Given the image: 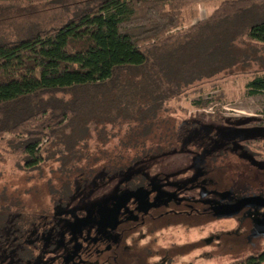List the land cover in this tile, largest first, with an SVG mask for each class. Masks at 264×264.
<instances>
[{
    "label": "trees",
    "instance_id": "16d2710c",
    "mask_svg": "<svg viewBox=\"0 0 264 264\" xmlns=\"http://www.w3.org/2000/svg\"><path fill=\"white\" fill-rule=\"evenodd\" d=\"M75 1L0 0V29L19 22L13 36L0 33V144L20 157L27 172L39 171L53 160L64 164L91 130L102 133L100 125L119 114L151 119L160 105L180 96L192 83L239 65L243 41L264 44V0H224L208 18L187 30H181L182 4L174 0H94L59 26L25 24L47 5ZM245 87L249 96L264 93V69L251 74ZM150 128L149 124L147 132ZM195 129L199 127L186 123V145L195 141L199 151H186L196 159L201 151L210 155L205 168L211 174L206 173L215 177V150L208 148L207 132L202 138ZM170 137L175 139L176 132ZM145 154L127 163L122 156H106L102 166L96 170L86 166L76 178L80 191L85 182L95 185L104 176L112 177L114 170L120 183H127L117 196L131 192L125 205L118 204L115 196L99 213L87 203L90 198L81 197L85 202L74 210L67 205L72 204L69 189L50 190L54 205L63 202L60 206L68 210L63 218L55 215L51 228L41 235L53 258L43 259L45 250L37 259L29 248L36 243L20 237L31 229L27 214L9 221L7 213H0V246L8 226L19 232L7 248L14 250L0 253V264L9 260L11 264H150L154 255L157 261L171 264L181 258L186 253L183 247H163L156 240L155 250L145 240L170 227L189 230L192 222H199L198 210L184 205L192 200L186 197V191L193 190L192 176L169 181L170 175L149 174L151 162ZM224 206L210 211L215 215ZM106 210L117 211L113 223L107 220L111 228H101L97 222L98 213ZM261 262L264 253L236 264Z\"/></svg>",
    "mask_w": 264,
    "mask_h": 264
},
{
    "label": "rangeland",
    "instance_id": "374dc122",
    "mask_svg": "<svg viewBox=\"0 0 264 264\" xmlns=\"http://www.w3.org/2000/svg\"><path fill=\"white\" fill-rule=\"evenodd\" d=\"M222 1L224 0H174L173 3L182 4L181 30H187L208 18ZM93 2L94 0H77L67 6L64 3L51 7L47 5L33 16L35 18L28 17L25 24L59 26L77 10ZM18 23L5 24L0 33L7 37L13 36ZM239 46V65L192 83L180 96L160 105L148 117L151 118L149 120L119 114L113 121H106L100 125L102 133L91 130L85 142L76 146L74 152L63 161L64 164L53 160L39 171L27 172L20 166V157L8 153L7 146L0 144V213H7L9 221L18 214H27L25 220L32 221L31 229H27L20 237L36 243L29 248L37 259L41 257L39 253L48 251L41 242L43 231L51 228L55 215L60 218L68 211L60 206L65 204L63 202L54 205L50 193L52 188L58 192L63 187L69 189L68 203L72 204L67 205L74 210H78L77 207L85 202L81 199L85 197L90 198L87 203L95 205L99 213L109 204L107 202L110 199L123 192L117 190L125 188L127 183H120V178L116 177V172L112 169V177L104 176L96 180L95 185L90 182L91 186L85 182L84 188L78 191V174L86 166L96 170L102 166L106 156H122L127 163L137 155L143 157L146 153L145 159L151 162L146 172L170 175L169 181L192 176L190 179L193 190L186 191V197L196 199L199 210H210L222 205L233 207L238 202L243 204L251 199L264 201V93L249 96L245 87L251 74L264 69V44L243 41ZM186 123L197 125L199 129H195V132H199L198 136L202 132V138L207 132L204 139L207 140L208 148L215 150L213 160L218 166L217 176L210 177L206 173L205 163L210 155L206 156L201 151L196 159L186 151H199L195 141L191 142V147L186 145ZM149 124L151 130L147 132ZM174 131L176 138L172 140L170 135ZM7 137L9 136L5 138ZM135 170L138 173L144 171ZM207 172L211 174V170ZM198 176L200 178L196 182ZM94 194L95 197L91 198ZM122 197L117 196V202L125 205L129 202L131 192L127 191L125 197ZM239 209L236 215L199 216V222H192L193 227L189 230L173 226L153 234L145 242H150L152 246L158 240V244L163 247H183L186 253L171 264H234L237 260L264 251V228L260 227L264 221V206L242 205ZM106 211L101 215L98 213L97 222L101 228H111L116 219V210L111 213L110 210ZM40 215L44 217L41 218L42 221L39 220ZM260 229L263 234L258 235L257 231ZM5 231L3 246H0L1 254H9L14 250L7 248L12 246L11 239L19 235L10 226ZM154 248L158 249L156 244ZM52 252L48 251L43 259L53 258ZM154 256L150 264H163ZM11 263L9 260L4 264Z\"/></svg>",
    "mask_w": 264,
    "mask_h": 264
},
{
    "label": "water",
    "instance_id": "95a60500",
    "mask_svg": "<svg viewBox=\"0 0 264 264\" xmlns=\"http://www.w3.org/2000/svg\"><path fill=\"white\" fill-rule=\"evenodd\" d=\"M253 204H256V205H260V206H264V201H260V200H256V199H251L249 200L248 202H245V203H236L234 204V206H224L222 208H219L217 209V214H229V215H236L237 214V211H239V207L240 206H248V205H253Z\"/></svg>",
    "mask_w": 264,
    "mask_h": 264
},
{
    "label": "flooded vegetation",
    "instance_id": "af4514ba",
    "mask_svg": "<svg viewBox=\"0 0 264 264\" xmlns=\"http://www.w3.org/2000/svg\"><path fill=\"white\" fill-rule=\"evenodd\" d=\"M192 186V185H191ZM197 202V200H189V201H187L184 205L186 206V207H194V209H196V210H198V214L200 215V216H203V215H212L213 213H211V211L210 210H199V209H197L198 207V203H196ZM180 207V206H179ZM178 209V208H177ZM210 209H212V208H210ZM212 211H213V209H212ZM202 214V215H201ZM197 217H199V216H197ZM260 227H261V229H263L264 228V221H262V223L260 224ZM260 229V231H257V232H259L258 233V235H260V234H263V232H262V230ZM257 235V236H258ZM264 253V251H262L261 253H259V254H257V255H251V256H249V257H253V256H260V255H262ZM246 258H248V257H246ZM238 261V260H237ZM237 261H235L234 262V264H236L237 263ZM260 264H264V262H261Z\"/></svg>",
    "mask_w": 264,
    "mask_h": 264
}]
</instances>
